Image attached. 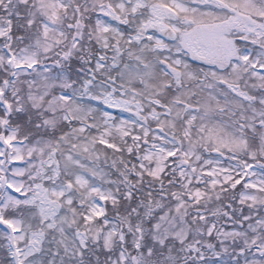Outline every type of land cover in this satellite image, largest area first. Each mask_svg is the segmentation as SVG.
I'll list each match as a JSON object with an SVG mask.
<instances>
[{
  "label": "snow or ice",
  "instance_id": "obj_1",
  "mask_svg": "<svg viewBox=\"0 0 264 264\" xmlns=\"http://www.w3.org/2000/svg\"><path fill=\"white\" fill-rule=\"evenodd\" d=\"M0 264H264V0H0Z\"/></svg>",
  "mask_w": 264,
  "mask_h": 264
}]
</instances>
